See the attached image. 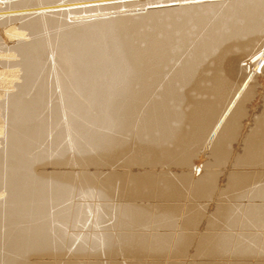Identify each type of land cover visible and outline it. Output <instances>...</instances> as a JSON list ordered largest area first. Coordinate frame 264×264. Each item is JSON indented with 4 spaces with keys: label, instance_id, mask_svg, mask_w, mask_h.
I'll list each match as a JSON object with an SVG mask.
<instances>
[{
    "label": "bare ground",
    "instance_id": "6f19581e",
    "mask_svg": "<svg viewBox=\"0 0 264 264\" xmlns=\"http://www.w3.org/2000/svg\"><path fill=\"white\" fill-rule=\"evenodd\" d=\"M0 45V264H264V0H0Z\"/></svg>",
    "mask_w": 264,
    "mask_h": 264
},
{
    "label": "rangeland",
    "instance_id": "374dc122",
    "mask_svg": "<svg viewBox=\"0 0 264 264\" xmlns=\"http://www.w3.org/2000/svg\"><path fill=\"white\" fill-rule=\"evenodd\" d=\"M8 25H9V24H8ZM6 37H7L6 35L3 36L4 39H5ZM9 45L11 46L12 44H8V46H9ZM1 46H2V45H0V47H1ZM2 52H3V51H2ZM2 52H1V54H0V59H1V58H4V57L2 56V54H3ZM9 53H10V52H9ZM10 54H11V53H10ZM7 57H10V56L8 55ZM4 68H5V69H4ZM10 68H11V67H10V66H7L6 64H4V60L1 59V64H0V73H1V74H0V99H2L4 93H5L7 90L10 89V85H11V84H10L8 81L10 80V71H13V70H11ZM2 71H4V73H3ZM2 80H3V81H2ZM4 80H6L5 82H7V83H5ZM261 91H262V94H263V93H264V87H263V89H262ZM256 111H257V110H256ZM255 113H256V112H255ZM51 169H52L51 167H48V168H43L42 170H47V171H48V170H51ZM67 169H69V168H67ZM72 170H73V169H72ZM74 170H76V169H74ZM74 170H73V171H74ZM77 170H78V169H77ZM89 171H93V169H89ZM221 184H222V183H221ZM73 192L75 193V191H73ZM74 193H73V194H74ZM76 194L78 195L79 193H76ZM79 195H80V194H79ZM79 195H78V197H80V198H82V197H85V199L87 198L86 195H83V196H79ZM72 196H73V195H72ZM76 197H77V196H76ZM78 197H77V199L80 201V198H78ZM71 198H72L71 200H73V198L75 199V195H74L73 197H71ZM88 199H89V200H88ZM88 199H87V200H84V198H82V199H81L82 202L80 201V202H81L80 204H82V206H83L82 209H84V206H85V208H86V210L84 211V215H86V216H85L84 218H89L88 221H89V220H90V221H93L95 224H94L93 222H91V223H93V224L95 225L96 228H91V227H94V225L91 224L90 221L88 222V224H86L87 220H86V222H85V219L82 220V222L84 221L85 223H81V222H80V223L78 224L79 226H77V227H76V224H75V226H74V225L71 224L70 222H68V224L70 223L69 225H65V226H64L65 228L68 227V228H66V230H65V228H64L65 233L68 234V235L65 234L66 237L71 236V237H73V238L75 239V236H77V237H76L77 240H78V239H79V240H82V239H85V237H87V239H85V241L87 240V242H84V240H82L86 245H87V244L89 243V241H90V240H89V238H91V237H89V236L91 235L90 233H93V232L96 233V231H97V233H98V232L100 233V230L102 229V230H101L102 232H101L100 234L103 235V234H104L103 232L105 231V233H109V232H110V235H114L115 233H114V234H112V233H113V232H116V233H117L118 230H119V229L117 228L118 226L114 223V222H115V219L111 217L112 212H111V214H110V212H107V214H105V216L103 215L104 218L106 217L105 219L103 218V216L100 217V219H99L98 217L101 215V213H100L99 211H97V212H99L100 214L97 213L99 216H96L95 210H100V209L103 208V206H101L102 208H100V207L98 206V204H97V205H96V204H93V203H97V202H96L97 200H95V199H96L95 196H94V198H93V196L88 197ZM93 199H94V200H93ZM78 200H74V201H73V204H77V205L80 206ZM75 201H76V202H75ZM85 201H86V202H85ZM83 202H84V203H87V204L84 205ZM88 202H90V204H88ZM112 202L114 203L115 201H112ZM98 203H100L99 200H98ZM209 203H210V202H209ZM209 203H207V208L205 207V210L207 209L208 212H210L209 210H211V208H209L211 205L208 206ZM205 204H206V203H205ZM86 205H87V206H88V205H89V206H90V205H91V206H92V205H93V206L95 205V207L92 206V209H93V210H92V209H91V206H90V207L88 206V208H87ZM82 206H80V207H82ZM205 206H206V205H205ZM96 207H97V208L99 207L100 209H97ZM211 207H212V206H211ZM89 208H90V209H89ZM88 210H90V212H89ZM86 211H88V213H87ZM93 212H94L95 214H94ZM108 213L110 214V218H109V214H108ZM107 215H108V216H107ZM112 216H113V214H112ZM101 219H102V220H101ZM103 219H104V220H103ZM108 220L111 221V222H110L111 224L108 222ZM96 221H99V222H96ZM104 221H105L106 223L108 222V223L110 224V226L113 227V228H115V229H114V230H112V228L110 229V228H109L110 226H109V227L107 226V225H109V224L106 225ZM100 222H101V225H103L104 228H101L102 226H101L100 224H99V225H100L101 227H100V226H96V225H98V223H100ZM102 222H103L104 224H103ZM89 223H90V224H89ZM80 224H82L83 227L85 226V228H82V229L80 230V228H81ZM85 224H86V225H85ZM70 225H73L74 227H73V226H70ZM87 225H88L89 227H88ZM69 226H70V227H69ZM106 226H107V227H106ZM116 226H117V227H116ZM78 227H80L79 230L77 229ZM86 227H87V228H86ZM97 227H98V228L100 227V228L98 229ZM106 228H109V229L106 230ZM90 229H91V230H90ZM95 229H97V230L95 231ZM103 229H105V230H103ZM117 229H118V230H117ZM146 229H148V228H146ZM199 229L202 230V226H200ZM199 229L197 228L196 231H198ZM76 230H77V231H76ZM93 230H94V231H93ZM98 230H99V231H98ZM108 230H109V232H107ZM66 231H68V232H66ZM70 231H71V232H70ZM85 231H86L87 233H89L90 235L88 234V236H87V233H86ZM91 231H93V232H91ZM202 231H203V230H202ZM81 232H82V233H81ZM73 233H74V234H73ZM77 233H78V234H77ZM83 233H86V236L83 235ZM94 233H93L91 236L94 237V236L97 235V233H96V234H94ZM99 233H98V234H99ZM75 234H77V235H75ZM100 234H99V236L101 237ZM79 235H80V236H79ZM97 236H98V235H97ZM99 236H98V238L95 237V240H94V238L91 239V241H93V242L95 241V244L97 243L98 245H100L99 243H101V239H99ZM66 239H67V238H66ZM66 239H65V241L68 240L67 242H65V246L67 247L66 244H67V243H68V245H70L69 243L72 244V243H73L72 241H73L74 239H73V240H71L70 238L67 239V240H66ZM76 239H75V240H76ZM97 239H99L100 242L97 241ZM70 240H71V241H70ZM79 240H78V243H77L76 241H74L73 244H76V243L79 244V243H80ZM82 241H81V242H82ZM91 241H90V243H91ZM96 241H97V242H96ZM83 242L81 243L82 245H84ZM93 242H92V244L95 245ZM111 242H112V241H111ZM90 243H89V244H90ZM87 246H88V245H87ZM87 246H85V247H87ZM90 246H91V244H90ZM88 247H89V246H88ZM88 247H87V248H88ZM90 257H91V256H88V258H87V257L85 256V257H83V259L86 260V258H87V260H89V259H91ZM99 259H102L103 261H105L104 256H101ZM164 259H165V258H163V260H164ZM166 259H170V260L172 259V260H174V258H166ZM190 259H191V258H189V256H186V257L179 258V259L177 258V259H175V260H178L179 263L185 264V263L188 262V260H190ZM102 260H101V261H102ZM119 261H120V260H119Z\"/></svg>",
    "mask_w": 264,
    "mask_h": 264
},
{
    "label": "crops",
    "instance_id": "0c3cea01",
    "mask_svg": "<svg viewBox=\"0 0 264 264\" xmlns=\"http://www.w3.org/2000/svg\"><path fill=\"white\" fill-rule=\"evenodd\" d=\"M188 251H190V249Z\"/></svg>",
    "mask_w": 264,
    "mask_h": 264
}]
</instances>
